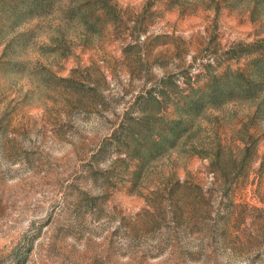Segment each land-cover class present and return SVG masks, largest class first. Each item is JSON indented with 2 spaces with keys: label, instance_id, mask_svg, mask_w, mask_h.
<instances>
[{
  "label": "rangeland",
  "instance_id": "374dc122",
  "mask_svg": "<svg viewBox=\"0 0 264 264\" xmlns=\"http://www.w3.org/2000/svg\"><path fill=\"white\" fill-rule=\"evenodd\" d=\"M262 43L264 0H0V264H264V90L182 109Z\"/></svg>",
  "mask_w": 264,
  "mask_h": 264
},
{
  "label": "trees",
  "instance_id": "16d2710c",
  "mask_svg": "<svg viewBox=\"0 0 264 264\" xmlns=\"http://www.w3.org/2000/svg\"><path fill=\"white\" fill-rule=\"evenodd\" d=\"M44 4L46 6V3ZM253 46V44L248 45V47ZM252 51H255L257 56L252 59L243 70H228L218 77H211L204 91H202L198 97L191 98L182 109L187 108L190 112L196 111L197 113L206 103L214 106L220 105L235 97L246 100L254 99L264 90V43H262V47L258 50ZM175 127L171 124L169 128L170 133L174 136ZM160 137L161 140H163L162 134ZM146 139L147 137L145 140ZM172 139L173 138H169V140L165 141L171 144L173 141ZM154 141L156 140L154 139L149 142L151 143L150 153L153 152V149H158L156 145L154 146L152 144Z\"/></svg>",
  "mask_w": 264,
  "mask_h": 264
}]
</instances>
